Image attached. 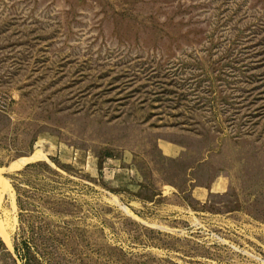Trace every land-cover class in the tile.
Masks as SVG:
<instances>
[{
  "label": "rangeland",
  "instance_id": "1",
  "mask_svg": "<svg viewBox=\"0 0 264 264\" xmlns=\"http://www.w3.org/2000/svg\"><path fill=\"white\" fill-rule=\"evenodd\" d=\"M0 264H264V0H0Z\"/></svg>",
  "mask_w": 264,
  "mask_h": 264
}]
</instances>
